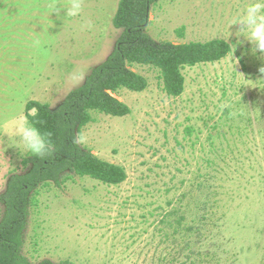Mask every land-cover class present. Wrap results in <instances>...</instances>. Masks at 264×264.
I'll use <instances>...</instances> for the list:
<instances>
[{
  "label": "rangeland",
  "instance_id": "374dc122",
  "mask_svg": "<svg viewBox=\"0 0 264 264\" xmlns=\"http://www.w3.org/2000/svg\"><path fill=\"white\" fill-rule=\"evenodd\" d=\"M118 1L84 0L79 16L58 17L50 0H0V197L9 176L29 168L22 163L28 153L11 146L18 139L3 130L25 115L29 100L57 107L73 89V69L88 75L105 60L120 34L112 24ZM254 2L156 0L150 6L146 31L156 42L223 39L231 50L218 61L183 66L178 96L164 91L156 68L130 67L147 81L143 91L113 94L130 112H92L93 121L79 132L88 138L81 147L122 166L126 179L106 185L75 176L40 188L24 229L25 257L264 264V56L237 37L238 25L230 26ZM60 3L67 7L69 0ZM88 22L93 26L82 28Z\"/></svg>",
  "mask_w": 264,
  "mask_h": 264
},
{
  "label": "trees",
  "instance_id": "16d2710c",
  "mask_svg": "<svg viewBox=\"0 0 264 264\" xmlns=\"http://www.w3.org/2000/svg\"><path fill=\"white\" fill-rule=\"evenodd\" d=\"M155 2L119 0L112 24L120 34L105 60L92 67L84 82L71 89L57 107L36 100L26 103L25 115L32 109L38 110V115H29V120L42 132L53 133L51 141L56 151L45 158L28 153L22 163L29 168L7 179L0 197L3 204L0 264H74L49 259L31 262L21 253L29 207L35 204L39 189L50 183L60 186L75 176H87L106 185H118L126 179L122 166L107 162L72 141L86 124L93 121L92 112L110 116H125L130 112L129 107L113 94L121 88L131 91L146 88V79L130 68L133 64L156 68L164 91L178 96L184 89L183 66L218 61L230 52V45L223 39L156 42L146 31L149 9ZM178 34L182 36L181 30ZM176 224H180V218Z\"/></svg>",
  "mask_w": 264,
  "mask_h": 264
},
{
  "label": "clouds",
  "instance_id": "9594fccd",
  "mask_svg": "<svg viewBox=\"0 0 264 264\" xmlns=\"http://www.w3.org/2000/svg\"><path fill=\"white\" fill-rule=\"evenodd\" d=\"M48 8L58 17L62 13L67 16H79L84 9V0H69L67 7L62 6L60 0H50ZM238 25L236 30L237 37L244 36L252 45V53H259L264 56V0H256L250 4L244 15L231 21L230 26ZM91 22L83 25L82 28H91ZM40 40L34 41L36 46H39ZM260 73H264V65L259 68ZM87 75V70L83 67L73 69L68 75L70 85L75 88L80 86ZM230 107V105H221V108ZM242 114V113H241ZM29 115L37 116L38 110H30L28 115H19L12 120L6 129L3 130V135L12 136L18 139V143L11 146L18 148L22 153H31L33 156L45 158L51 156L55 151V146L51 141L53 135L50 131H41L35 123L29 120ZM230 115H237L234 111ZM40 123H43L42 121ZM73 144L84 146L88 142V138L83 133H77L73 138Z\"/></svg>",
  "mask_w": 264,
  "mask_h": 264
}]
</instances>
